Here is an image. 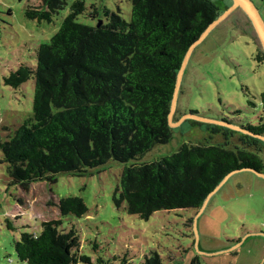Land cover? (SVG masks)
<instances>
[{"label": "trees", "instance_id": "16d2710c", "mask_svg": "<svg viewBox=\"0 0 264 264\" xmlns=\"http://www.w3.org/2000/svg\"><path fill=\"white\" fill-rule=\"evenodd\" d=\"M131 2L130 21L103 9L105 22L88 27L77 22L86 12L85 0H77L58 33L39 48L36 69L21 65L5 79L17 89L35 80L33 117L0 140V166L8 185L28 191L32 183L55 182L60 173L84 176L111 160L139 161L189 124L171 128L168 123L177 75L190 46L230 7L221 11L212 0ZM65 5V0H43L41 7L28 8L26 17L50 23ZM98 14L94 9L89 16L97 19ZM244 16L242 25L257 45L256 60L264 64L256 33ZM260 103L264 112V92ZM204 127L224 131L226 144H184L163 159L126 167L114 202L125 203L129 214L148 220L158 211L200 209L232 172L264 174V124L241 126L240 147L233 150L227 143L234 133L226 127ZM57 207L62 216L78 218L89 211L77 196L62 198ZM60 224L43 222L38 235L23 232L14 245L17 259L22 264H94L81 255L77 232L65 233ZM96 264L105 262L98 259ZM122 264H128L126 258ZM143 264L163 263L152 253Z\"/></svg>", "mask_w": 264, "mask_h": 264}, {"label": "rangeland", "instance_id": "374dc122", "mask_svg": "<svg viewBox=\"0 0 264 264\" xmlns=\"http://www.w3.org/2000/svg\"><path fill=\"white\" fill-rule=\"evenodd\" d=\"M42 1L0 0V140L34 115L35 80L17 89L6 85L5 79L21 65L36 69L39 48L58 33L77 0H65L67 5L50 23L28 19L27 9L41 7ZM212 1L221 11L231 6L229 0ZM251 1L264 20V0ZM85 3L86 12L77 20L84 26L105 22L103 9L131 19V0ZM94 9L99 13L97 19L89 16ZM241 20H245L244 14H230L189 57L172 123L179 124L184 117L179 116L192 111L198 114L194 115L196 119L185 120L189 124L184 127V122L176 126L182 128L167 144L155 146L139 161L122 164L111 160L84 176L60 173L55 182L38 181L28 191L8 185L0 166V264H22L14 252L15 241L23 232L38 235L42 223L50 221H61L59 229L65 233L75 230L81 255L94 264L98 259L105 264H122L124 258L128 264H143L152 253L158 254L163 264H264V178L254 172L233 174L202 211H158L143 220L129 214L125 203L114 202L126 167L163 159L179 152L184 144H226L224 131L213 133L204 124L222 130L226 127L234 133L227 143L232 150L240 147L241 126L264 124L260 103L264 64L256 60V42ZM250 101L256 106L252 107ZM222 120H228L231 127ZM260 156L264 159V154ZM72 196L83 199L87 215L62 216L58 201Z\"/></svg>", "mask_w": 264, "mask_h": 264}, {"label": "water", "instance_id": "95a60500", "mask_svg": "<svg viewBox=\"0 0 264 264\" xmlns=\"http://www.w3.org/2000/svg\"><path fill=\"white\" fill-rule=\"evenodd\" d=\"M233 2V6L230 7L229 9H227L219 18L218 20H216L215 22H212L204 31V33L201 35L200 39L198 41H195L189 48L186 57H184L183 60V64L181 67L180 72L177 75V81H176V89L174 90V95H173V102L171 105V109H170V115H169V126L171 128H175L176 126L180 125L182 122H184L187 119H196L194 114H187L185 115L181 122H179V124H173L172 123V116L175 110V105H177V98H178V92L179 89H181V80H182V75L185 71V67L187 65V62L189 60V57H191L192 53L194 52L196 46L200 45L203 41L206 40V38L208 37V35L211 33V31L213 29H216L219 25H221L228 17L230 14H232L233 12L237 11V10H241L249 19V21L252 24V28L254 29L256 36L258 38L259 41V45L264 53V20L260 14V12L258 11L259 9L254 5V3L251 0H231ZM203 120L207 121H211V119H205V118H201ZM211 123H215V121H211ZM217 123V122H216ZM227 125V124H224ZM227 127H231L228 126ZM241 131V130H240ZM243 131V130H242ZM244 133H248V132H244ZM260 137V136H258ZM264 141V138H261ZM247 172V171H251L254 172L255 174H257L259 177L264 178V174L259 173L258 171L252 170V169H244V170H238L235 172L230 173L227 177H225L223 179V181L218 185L217 188H215L213 190V192L210 193V195H208V197L206 198L205 203L201 206L200 211L204 210L206 204H208V202L210 201V199L212 198L213 195H215V193L223 187V185L225 184V182H227L229 180V178L238 172Z\"/></svg>", "mask_w": 264, "mask_h": 264}]
</instances>
